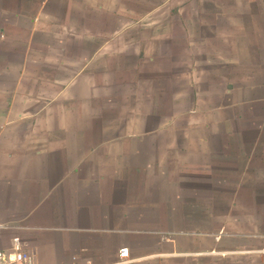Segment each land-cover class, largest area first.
Listing matches in <instances>:
<instances>
[{
	"label": "crops",
	"instance_id": "crops-1",
	"mask_svg": "<svg viewBox=\"0 0 264 264\" xmlns=\"http://www.w3.org/2000/svg\"><path fill=\"white\" fill-rule=\"evenodd\" d=\"M242 155L264 166V0H0V250L225 264L181 218Z\"/></svg>",
	"mask_w": 264,
	"mask_h": 264
},
{
	"label": "rangeland",
	"instance_id": "rangeland-1",
	"mask_svg": "<svg viewBox=\"0 0 264 264\" xmlns=\"http://www.w3.org/2000/svg\"><path fill=\"white\" fill-rule=\"evenodd\" d=\"M232 160L229 164L233 168L213 175V185L208 187V195L213 193V201L207 203L208 214H199L204 211L200 206H205L201 203L197 215L181 218V229L194 237H212L201 240L204 248H211L202 257L228 258L225 264H264V166L259 169L257 163L244 162L243 155ZM199 197L205 194L202 192ZM165 237L169 240L168 235ZM186 242L193 243L192 238ZM197 254L200 253L188 249L183 256L192 259L200 256ZM216 262L223 263L221 259Z\"/></svg>",
	"mask_w": 264,
	"mask_h": 264
},
{
	"label": "built area",
	"instance_id": "built-area-1",
	"mask_svg": "<svg viewBox=\"0 0 264 264\" xmlns=\"http://www.w3.org/2000/svg\"><path fill=\"white\" fill-rule=\"evenodd\" d=\"M3 228L0 226V229ZM120 258H127V249H121ZM0 264H36L34 257L24 250L23 243L19 237L11 239L10 248L0 250Z\"/></svg>",
	"mask_w": 264,
	"mask_h": 264
}]
</instances>
